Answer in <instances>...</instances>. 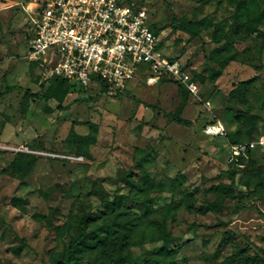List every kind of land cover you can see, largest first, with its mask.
<instances>
[{
  "label": "rangeland",
  "instance_id": "obj_1",
  "mask_svg": "<svg viewBox=\"0 0 264 264\" xmlns=\"http://www.w3.org/2000/svg\"><path fill=\"white\" fill-rule=\"evenodd\" d=\"M28 1L0 0V264L63 259L83 211L100 215L104 210L101 194L136 200L137 189L117 181L127 175L144 183L143 200L150 206L143 216V211L131 212L129 202L124 204L131 215L122 218L135 227L129 242L136 258L142 260L162 247L158 238L166 230L176 239L177 264H264V200L258 191L264 148H250L245 157L233 160L231 146L237 144L230 142L228 133L236 124H230L227 102L233 88L256 76L264 64V0H129L146 11L168 58L180 60L198 75L204 101L169 79L147 83L152 72L142 63L136 77L113 93L94 83L85 92L69 94L62 105L31 97L25 106L27 90L43 92L42 83L46 88L52 77L45 65L26 57L33 33L22 5ZM236 21L250 24V29L236 35ZM218 24L224 36L221 44L212 40ZM183 25L199 30L201 36L179 30ZM216 49L222 50L214 54ZM231 56L223 75L214 81L212 68ZM259 75L251 100L260 115L258 134L239 144L264 136V68ZM182 102V117L189 126L170 116ZM216 121L225 125V136L205 132ZM89 123L97 126L96 141L85 155H77L65 139L72 127L81 135L92 132ZM21 153L38 156L32 172L24 178L3 173ZM140 158L147 159L152 187L142 178L136 163ZM219 184L232 187V192L216 190ZM15 198L22 203L16 205ZM132 213L143 216L144 225ZM94 223L91 229L101 225L100 220ZM22 238L28 247L16 254L13 247L21 245Z\"/></svg>",
  "mask_w": 264,
  "mask_h": 264
},
{
  "label": "built area",
  "instance_id": "obj_2",
  "mask_svg": "<svg viewBox=\"0 0 264 264\" xmlns=\"http://www.w3.org/2000/svg\"><path fill=\"white\" fill-rule=\"evenodd\" d=\"M23 9L33 26L27 58L45 65L51 76L85 88L102 81L113 93L136 77L139 64L147 63L152 72L147 83H158L166 74L203 100L201 83L186 64L168 58L146 11L127 0H32L23 4ZM205 132L225 136L226 127L216 121L207 125ZM257 147L264 148V136L232 145V158Z\"/></svg>",
  "mask_w": 264,
  "mask_h": 264
},
{
  "label": "trees",
  "instance_id": "obj_3",
  "mask_svg": "<svg viewBox=\"0 0 264 264\" xmlns=\"http://www.w3.org/2000/svg\"><path fill=\"white\" fill-rule=\"evenodd\" d=\"M127 2H129V0H127ZM177 22V17H174L172 23L176 24ZM221 28L222 25L218 24L212 36V40L216 44H221L224 41V36L219 33ZM152 29L157 35H159V32L153 25ZM232 29L236 32V35H238L241 33L242 29L249 30L250 24L236 21L232 25ZM179 30L184 31L195 38H199L201 36L199 30L190 26L183 25L179 28ZM29 38L31 39V35ZM240 38L241 37L238 36V40L236 42L239 43ZM226 49L229 50L230 46L227 45ZM221 50L222 49H216L213 53L215 54ZM231 59H233L232 56L228 60H224L218 68H212L214 72L212 79H214V81L223 75L225 67L228 65ZM261 68H264V64L258 67V73L256 76L240 81L227 96L228 111L232 116L230 119V124H236L235 130L228 133L229 140L232 144L250 142L254 140L258 134L257 122L260 118V115L252 105L251 100L253 90L260 78L259 71ZM193 75L197 81L202 83L198 75ZM166 79H169L170 82H174L175 84H179L178 86H181L183 90L190 94L184 85L175 81L169 75H162L158 83ZM47 83L48 86H46V88H44L45 84L42 83L43 92L33 93L30 90H27L26 95L24 96V101L26 102L25 106L28 104V101L31 100V97L44 99L47 101L54 99L58 101L60 105H62L69 94L86 91V88L82 85L58 76H52ZM99 86L103 92L110 91L108 84L105 82L101 81ZM260 100L262 109H264V86L261 90ZM184 108L185 103L182 102L178 110L176 112L170 113V116L177 124L189 126L191 125V122L183 119L182 117ZM89 126L92 132L85 135L79 134L75 128L72 127L69 135L65 139V141L70 144L71 149L74 148L73 152L77 155H85V150L88 149L89 145L95 143L96 141V136L93 131L96 130L97 126L94 123H89ZM248 152L249 150L245 154L238 155L237 158L245 157ZM37 161L38 156L24 153L17 154L13 157L8 167L4 169L3 172L15 175L18 178H24L32 172L37 164ZM146 161L147 159L145 158H140L138 160L136 159V163L139 166L141 173H143L142 178H144V182H146L147 187H152L154 183L150 174L145 169ZM117 181L122 183L124 182L126 185L137 189V192L134 194L136 200L125 194L116 193L113 195V198L109 197L107 193L101 194L100 198L102 204L104 205V210L100 213V215L93 214V211H83V215L79 219L76 226L78 231H74L75 236L71 238L68 243L67 255L57 262L53 263V261H51V264H177L176 255L178 254L179 250H177L175 247L177 244L175 243L176 239L172 237L170 232H167L166 230H164L161 233L160 238H158L163 241V245L157 251L148 254L142 260L136 258L133 255L131 250L133 245H131L129 242V233L133 232L135 227L131 224L130 220H124L122 218L123 216L131 215L130 211L124 208V204L129 202L131 204V212L133 211V213L136 211H143V216L149 214V203L143 200V198L145 199L147 196V189L144 183H136L134 180L129 178V175L119 177ZM258 188H260L258 191L262 192L261 198L264 200V172L262 173L261 181L258 183ZM219 189H224L225 192L229 194L232 192L233 188L225 184H219L216 186V190ZM247 197L251 198V196ZM13 201H15L14 203L16 205L22 203L19 202L21 200L16 198L13 199ZM26 202L27 201H24L23 203L26 204ZM133 215L135 219L137 218L136 220L140 225H144L142 218L143 216H137L135 214ZM44 218H46V216H44ZM97 220L101 221V225L91 229L92 225H94V222ZM47 221L51 222V219L48 218ZM57 228L63 229L64 227ZM26 247H28L27 241L26 239L22 238L21 245L14 246L13 250L16 254H20ZM231 261H235V256L231 258Z\"/></svg>",
  "mask_w": 264,
  "mask_h": 264
},
{
  "label": "crops",
  "instance_id": "obj_4",
  "mask_svg": "<svg viewBox=\"0 0 264 264\" xmlns=\"http://www.w3.org/2000/svg\"><path fill=\"white\" fill-rule=\"evenodd\" d=\"M22 5H23V4H22ZM26 57H27V56H26ZM52 100H54V99H52ZM66 100H67V99H66ZM49 101H51V100H49ZM64 102H65V101H64ZM0 117H1V115H0ZM13 153H14V152H13ZM12 159H13V158H12ZM12 159H11V160H12ZM10 162H11V161H10ZM9 164H10V163H9ZM7 167H8V166H6V168H7ZM6 168H4V169H6ZM4 169H3V170H4ZM2 172H3V171H2ZM3 173H4V172H3ZM6 174H9V173H6ZM9 175H10V174H9Z\"/></svg>",
  "mask_w": 264,
  "mask_h": 264
}]
</instances>
